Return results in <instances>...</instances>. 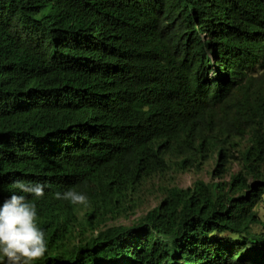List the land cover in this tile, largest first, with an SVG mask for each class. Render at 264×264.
Returning a JSON list of instances; mask_svg holds the SVG:
<instances>
[{
	"label": "trees",
	"instance_id": "16d2710c",
	"mask_svg": "<svg viewBox=\"0 0 264 264\" xmlns=\"http://www.w3.org/2000/svg\"><path fill=\"white\" fill-rule=\"evenodd\" d=\"M17 179L48 185L32 264H264V0H0V203Z\"/></svg>",
	"mask_w": 264,
	"mask_h": 264
},
{
	"label": "clouds",
	"instance_id": "9594fccd",
	"mask_svg": "<svg viewBox=\"0 0 264 264\" xmlns=\"http://www.w3.org/2000/svg\"><path fill=\"white\" fill-rule=\"evenodd\" d=\"M214 73H210V76ZM45 183H30L17 179L11 188L18 190L0 203V256L4 264H32L48 251L45 232L37 226V210L34 203L24 194L35 199L45 195ZM56 199L68 200L73 204L87 205L83 194L66 191L54 193Z\"/></svg>",
	"mask_w": 264,
	"mask_h": 264
},
{
	"label": "rangeland",
	"instance_id": "374dc122",
	"mask_svg": "<svg viewBox=\"0 0 264 264\" xmlns=\"http://www.w3.org/2000/svg\"><path fill=\"white\" fill-rule=\"evenodd\" d=\"M212 172L213 167L207 166L201 173L196 171L185 173L173 172L165 178L155 180L148 186L149 191L147 192V203L141 207L137 214L132 215L130 218H121L117 221H112L111 225H132L135 223L139 217L145 215L149 210L158 204V198L160 195L159 188L164 184H172L173 186H177L179 188H188L192 187L197 180L203 179L205 182L212 181ZM226 179H229V177ZM215 181L219 180L216 179ZM257 209L259 210V213L264 216V203H261Z\"/></svg>",
	"mask_w": 264,
	"mask_h": 264
}]
</instances>
